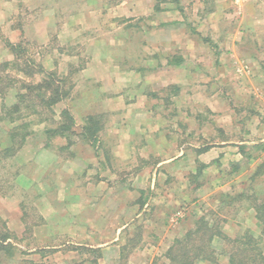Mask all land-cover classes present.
<instances>
[{
	"label": "rangeland",
	"instance_id": "374dc122",
	"mask_svg": "<svg viewBox=\"0 0 264 264\" xmlns=\"http://www.w3.org/2000/svg\"><path fill=\"white\" fill-rule=\"evenodd\" d=\"M120 1L0 0V264H171L168 248L221 193L264 198V176L249 180L264 162L260 23L232 37L243 26L232 10L212 16L216 6L202 5L198 22L189 6L187 32L212 53L179 85L153 88L138 84L134 65L148 53L137 21L112 17ZM178 2L179 17L188 6ZM248 204L225 209L226 233L235 222L258 230ZM101 211L105 227L85 228Z\"/></svg>",
	"mask_w": 264,
	"mask_h": 264
},
{
	"label": "crops",
	"instance_id": "0c3cea01",
	"mask_svg": "<svg viewBox=\"0 0 264 264\" xmlns=\"http://www.w3.org/2000/svg\"><path fill=\"white\" fill-rule=\"evenodd\" d=\"M177 2L178 1L171 0H121L118 6H116L115 8L114 14H112V17L123 16L126 15L124 14V12L128 11L130 12L128 15H131L133 20L137 21V26L136 29H134L135 32L133 33V35L142 39L138 42V45L141 48L145 49L148 53L147 63H140L137 66L134 65V67H136L140 72V75L138 76V84H142L145 82L151 85L153 88H156V86L158 87L169 84L179 85V83H182L183 78H188L187 73H189V70L197 68L198 61L202 62L204 60L205 55H203V53H212L208 48V44L204 42L201 36L195 33L187 32L186 24H188V22L184 21V17H192L195 15H191L189 13V6L191 5L198 6V14L200 15V17H197L198 22H205L206 20L205 16H203L205 12H203V8H200L202 5L213 4L216 6V9L212 13V16L223 14L224 7H226L229 11L232 10V13H230V16L228 17H230V19L234 22L233 24L237 26L239 23L237 20H239L240 23L243 24L242 28H239V30H241V34H239V30H237L235 34H229V36L232 35V37H241L242 35H244L243 33L246 32L245 22H250L252 26H255V24L259 22L261 31L259 34L260 48L258 51L264 54V25L262 24L264 22V0H179V4L188 6L184 8L185 11H183V13L179 15V17V12L175 11L176 8L174 7ZM145 4L147 6H145ZM234 4L243 5L241 13L234 9ZM121 19L123 18H118L117 20ZM186 20H188V17ZM121 33L124 37L127 35V32L125 31ZM213 34L214 32H212L211 35ZM175 53H179L180 55H182V61L180 60V62H174L172 61V59H170V57H172V55H174ZM188 55L192 56L193 59L196 60L197 64H191L190 62L188 64L186 60ZM143 68L148 69V76H141V70ZM185 70L188 71H186L185 75H183V72ZM179 74L181 75L180 78H178ZM184 96L185 99H187L188 96ZM134 111L138 114V110ZM152 112L153 110L151 108L149 110L145 109L141 110L139 115L143 116L146 113H148V115H154ZM126 113L132 114L134 112H123V114ZM126 121L127 120H125V122ZM262 176H264V174L260 175V177ZM255 179H257V177H255ZM249 214L250 217L254 219V212L252 209H250ZM139 215L140 212L136 216L138 217ZM84 223L85 228L102 230L106 224L105 213L103 214V211H101L100 215H93L92 217H89L86 222L84 221ZM119 225L120 226L117 225L118 228L120 230H124L129 226V223L127 221H124ZM234 226L238 231L242 227V225H239L238 222H235ZM250 229L252 228L250 227ZM237 230L232 234H227L230 236H234L238 233ZM253 231L256 235L259 233L258 230ZM166 232L168 234L173 233L172 230H168ZM102 245H104V243ZM262 251L264 254V248ZM45 257L47 256L44 255L42 259L45 260ZM24 259L28 260L29 258L24 257ZM138 259L141 260L142 258L138 256ZM99 260H101V258ZM37 264L43 263L39 260Z\"/></svg>",
	"mask_w": 264,
	"mask_h": 264
},
{
	"label": "trees",
	"instance_id": "16d2710c",
	"mask_svg": "<svg viewBox=\"0 0 264 264\" xmlns=\"http://www.w3.org/2000/svg\"><path fill=\"white\" fill-rule=\"evenodd\" d=\"M58 99L50 96L45 100L46 105L55 103ZM61 117L68 120V112L61 111ZM93 116L87 121L92 122L91 130L98 128ZM69 124L62 123L53 132H63ZM13 137V133L10 135ZM22 136V141L25 139ZM264 162L255 166V172L250 175L249 180L257 179L264 174ZM264 179V178H263ZM220 203L215 209L208 210L200 215L181 238L173 241L166 252V257L171 264H264V254L261 244L264 241V198L255 193H249L247 187L238 193H221ZM241 200L249 201L247 209H252L256 220L258 234L250 228L238 232L234 236L224 232L222 224L231 215L225 209L233 203Z\"/></svg>",
	"mask_w": 264,
	"mask_h": 264
}]
</instances>
